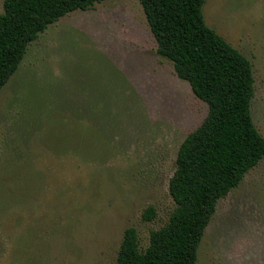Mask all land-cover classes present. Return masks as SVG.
I'll return each instance as SVG.
<instances>
[{
    "label": "rangeland",
    "instance_id": "1",
    "mask_svg": "<svg viewBox=\"0 0 264 264\" xmlns=\"http://www.w3.org/2000/svg\"><path fill=\"white\" fill-rule=\"evenodd\" d=\"M203 15L253 67L264 137V0H206ZM157 48L139 0L69 13L28 46L0 93V194L15 195L0 264H117L127 228L145 250L168 223L178 151L208 106ZM196 264H264V160L218 201Z\"/></svg>",
    "mask_w": 264,
    "mask_h": 264
},
{
    "label": "trees",
    "instance_id": "2",
    "mask_svg": "<svg viewBox=\"0 0 264 264\" xmlns=\"http://www.w3.org/2000/svg\"><path fill=\"white\" fill-rule=\"evenodd\" d=\"M104 0H5L0 13V93L17 72L28 46L60 18ZM157 53L208 106L202 124L181 144L169 184L175 203L168 223L152 231L141 250L127 228L117 264H196L198 248L218 201L264 160V137L254 125L255 79L250 61L203 15L206 0H139ZM15 198L0 194V211ZM156 217L154 207L143 213Z\"/></svg>",
    "mask_w": 264,
    "mask_h": 264
}]
</instances>
